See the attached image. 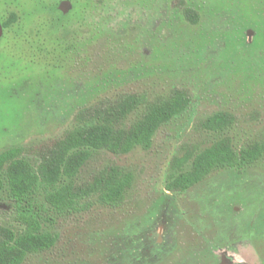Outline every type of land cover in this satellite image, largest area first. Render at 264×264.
<instances>
[{
	"label": "rangeland",
	"instance_id": "374dc122",
	"mask_svg": "<svg viewBox=\"0 0 264 264\" xmlns=\"http://www.w3.org/2000/svg\"><path fill=\"white\" fill-rule=\"evenodd\" d=\"M174 87L192 102L149 149H95L76 175L80 183L126 167L134 179L124 200L41 212L42 230L58 239L22 264H264V159L215 169L184 191L166 188L171 160L187 147L262 138L264 0H0V153L20 146L37 164L82 108L125 92L153 101ZM219 111L236 121L217 132L200 125ZM19 213L5 188L0 228L24 231Z\"/></svg>",
	"mask_w": 264,
	"mask_h": 264
},
{
	"label": "trees",
	"instance_id": "16d2710c",
	"mask_svg": "<svg viewBox=\"0 0 264 264\" xmlns=\"http://www.w3.org/2000/svg\"><path fill=\"white\" fill-rule=\"evenodd\" d=\"M185 16L192 22L199 14L185 8ZM16 21L12 14L6 26ZM192 102L191 93L174 87L166 96L150 100L146 93L125 92L82 108L76 115L75 126L43 149L34 164L23 154L20 146L0 153V192L5 188L17 203L24 231L0 228V264H22L31 253L42 252L55 245L58 234L42 230L41 212L52 207L59 211L77 208L82 200L96 197L108 206H117L131 186L134 174L124 166L111 164L94 172L78 183L76 175L95 149L126 153L136 146L149 149L158 128L183 113ZM138 112L135 120L129 115ZM236 121L230 111H219L200 121L209 131H225ZM264 159V134L261 139L235 147L230 136H223L211 146L200 150L193 145L182 156L171 160L172 168L166 188L184 191L200 182L215 169L246 168ZM191 161L188 169L185 165ZM43 194V201L39 194ZM47 204V205H46Z\"/></svg>",
	"mask_w": 264,
	"mask_h": 264
}]
</instances>
